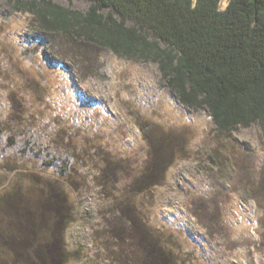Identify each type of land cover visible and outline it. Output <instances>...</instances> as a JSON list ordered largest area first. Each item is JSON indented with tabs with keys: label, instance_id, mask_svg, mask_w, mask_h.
<instances>
[{
	"label": "rangeland",
	"instance_id": "374dc122",
	"mask_svg": "<svg viewBox=\"0 0 264 264\" xmlns=\"http://www.w3.org/2000/svg\"><path fill=\"white\" fill-rule=\"evenodd\" d=\"M32 21L0 0V231L15 220L9 198L43 220V201L63 195L65 264H141L135 216L178 264H264V119L218 134L207 109L182 105L155 63L98 48L86 67ZM141 121L185 139L162 180L134 193L149 150ZM14 263L0 238V264Z\"/></svg>",
	"mask_w": 264,
	"mask_h": 264
},
{
	"label": "trees",
	"instance_id": "16d2710c",
	"mask_svg": "<svg viewBox=\"0 0 264 264\" xmlns=\"http://www.w3.org/2000/svg\"><path fill=\"white\" fill-rule=\"evenodd\" d=\"M88 1L84 11L53 0L10 3L14 10L30 13L34 28L58 51L68 47L86 67L98 48L155 63L182 105L207 109L218 134L264 119V0H227L224 8L221 0ZM138 126L149 150L132 182L134 193L162 180L170 152L176 144L182 148L185 139L182 132L153 130L148 121ZM253 191L260 194V189ZM8 201L15 220L8 221L0 238L14 264H38L29 251L39 242L48 245L51 264H65L64 231L71 218L67 198L43 201V220L31 216L27 204ZM131 219L132 236L144 252L141 264H178L150 226L136 216Z\"/></svg>",
	"mask_w": 264,
	"mask_h": 264
},
{
	"label": "water",
	"instance_id": "95a60500",
	"mask_svg": "<svg viewBox=\"0 0 264 264\" xmlns=\"http://www.w3.org/2000/svg\"><path fill=\"white\" fill-rule=\"evenodd\" d=\"M47 247V244L39 242L32 248V256L38 264H51L46 251Z\"/></svg>",
	"mask_w": 264,
	"mask_h": 264
}]
</instances>
